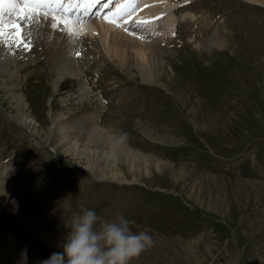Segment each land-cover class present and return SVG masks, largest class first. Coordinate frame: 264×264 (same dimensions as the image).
I'll list each match as a JSON object with an SVG mask.
<instances>
[{
	"label": "rangeland",
	"instance_id": "rangeland-1",
	"mask_svg": "<svg viewBox=\"0 0 264 264\" xmlns=\"http://www.w3.org/2000/svg\"><path fill=\"white\" fill-rule=\"evenodd\" d=\"M159 1L177 24L174 37L161 41L159 81H142L137 70L106 59L103 51L99 58L68 53L56 59L64 74L79 71L80 82L92 89L87 101L56 95L44 62H16L8 70L12 78H0V245L11 254L0 252V264H17L22 249L27 264L61 251L65 219L81 207L105 220L123 215L135 221L134 232L151 235V246L130 264H264V0H184L174 14V2ZM126 23L122 32L138 37ZM0 55L10 64V50ZM56 65L51 71L57 77ZM18 67L25 69L20 76ZM9 88L18 97L11 98ZM21 92L26 103L18 100ZM56 112L67 124L83 117L81 127L93 115L90 128L105 135H97L101 150L91 142L93 152L85 145L90 135L85 152L112 149L121 173H91L70 161L72 153L63 158L62 150L72 147L67 136L66 147L54 151L48 131ZM23 118L37 137L22 128ZM123 155L140 159L130 166ZM31 225L56 236V243L40 241Z\"/></svg>",
	"mask_w": 264,
	"mask_h": 264
},
{
	"label": "bare ground",
	"instance_id": "bare-ground-1",
	"mask_svg": "<svg viewBox=\"0 0 264 264\" xmlns=\"http://www.w3.org/2000/svg\"><path fill=\"white\" fill-rule=\"evenodd\" d=\"M63 1L64 0H55L56 3L60 4H62ZM73 1L74 0H68L67 4L73 3ZM77 1L74 3L76 7L67 12V15L70 16L73 20L82 19L84 21V23H78L76 25V31L79 32L78 36L69 35L63 25L53 27V22L51 21L50 17L47 19L39 17L35 20L21 21V24L23 25V38L25 42L30 45V48L28 47L29 49L25 48L23 45H13L11 47H6L3 42H0V52L5 53L10 50V57L8 59L10 64H4V58L1 57L2 55H0V60H2V62H0L1 79H5L9 75L8 70L10 68H13L16 62H18V64L24 63V67H27L31 64L34 66H38L41 62H44L43 64H45V66L43 67V70L48 74H53L55 78L52 85L53 87H56V95L60 93H67V100L76 99L79 97L78 100L87 101L86 96H91L90 94H92V89L85 85V81L80 82L79 71L75 73L76 70L73 69V71H71V69H69L67 71L65 70L64 74L63 70L65 68L64 66L58 67L56 65L57 60L58 58H65V55H72L73 53L74 59H77L82 53L89 55L88 58L90 59L92 57L97 58V53L102 55L103 51L106 55V59H117L120 62L121 66L128 69L134 68L135 70H137L140 74H142V81L152 82V80H160L156 76V70L159 69L158 64L162 63L159 53L160 47L162 45L161 43L164 41H169L174 37L177 25L172 19L169 18V15L166 16L164 14V12L168 9V6L159 7L158 5H160L161 2L159 0H134V3H130L124 14L118 18V21L120 26L122 22L127 21V23H129L130 26L128 25L124 29H126V31H130L131 34L136 33L138 35V37H132L124 31L122 32V27L107 22L105 16L101 17V13H99L100 11L97 10V5L96 8H93L95 0ZM116 1H118L117 5H119V3L124 2L125 0ZM64 2H66V0ZM117 5L113 6V12L115 11ZM173 5L174 4H171L172 8ZM172 8L169 7V11L172 10ZM105 9H107V7ZM63 10V8L57 9L56 15L59 16L61 12H63ZM110 16L111 15H109V17ZM4 18L5 20H7L8 16L5 15ZM144 20L149 22L146 24L138 23V21ZM143 29L149 30L151 33L146 34ZM133 38L136 39L133 40ZM88 46H90V48H88ZM36 53H38L39 55H37ZM76 53L79 54L75 55ZM14 55L16 56L13 57ZM55 65L58 68L59 72L61 71V73H57L58 75L56 74L57 77L55 76L54 71H51L54 69ZM24 67H18L19 69H15L16 76H20L24 72ZM57 68L55 70H57ZM67 68L70 67L68 66ZM81 74H83L84 77L88 76L87 72ZM9 76L12 78V75ZM152 76L153 78H151ZM15 81L17 84L19 83L18 79H16ZM76 85H79V90H81L78 93H76L73 87ZM60 88L62 89V91L60 90ZM70 89H72V92H74L73 94L68 93ZM86 89H88V91ZM16 91L18 90L15 88H9V95L11 98L18 97ZM21 94L22 95L18 100L24 98L23 102L26 103L25 93L23 94V92H21ZM89 101L91 100L89 99ZM56 113L57 114L53 115V121L48 131L50 134H52V149L54 151H60L61 148L66 147L65 138L67 136L70 138L69 144H71L72 147L66 152L62 150L63 158L66 157V154L72 153L70 157L72 158V160L70 161L77 167H80L91 173L92 169L97 168L106 169L109 173L112 172L113 174L121 173L119 172L116 158L111 155V153L113 152L112 149H110L109 154L99 151L93 154L85 152L86 146L93 152V150L91 149V142H94L95 140H97V150H101V141L99 138H97V135L99 133L105 135V132L97 129V127L95 126L94 128H90L91 125L95 124V117L93 115L92 117H85V119L83 120V124L85 125V127L83 126V129V127H81L80 124L77 123L82 121L83 117L80 120L70 121L67 124V122L65 120H62L61 118L63 114L61 112ZM94 115L97 118V115ZM98 117L100 116L98 115ZM26 119L27 118H23L22 120V128L25 129L31 137H37L38 131L36 127L32 124L31 120L28 121ZM86 119L88 120L87 123H85ZM73 122L76 123L73 124ZM92 134V138L90 139V141L85 143V146L83 141L89 138V136ZM54 138L61 142L60 146H56ZM109 138H112L110 139V142L112 145H114V140H116V138L112 136ZM77 148H79L81 151L75 152V149ZM121 152L122 154L128 153L124 147H121ZM122 157L130 166L138 162L140 159L132 155L131 157L125 155H123ZM141 160L143 163H145V160ZM147 163L148 162L143 165L145 166ZM151 165L152 164L150 162V166ZM144 168L145 171L148 172L146 167ZM158 168L159 167L155 166V169ZM129 172H132V170H129ZM4 173L5 171H3V175ZM31 226H33V228L30 227V230L40 241L47 242L50 238V244L56 243V236L44 234L43 232H40L37 228H35L34 225ZM7 251H9V248L6 245H0V252L3 253L6 257H10L11 254H9Z\"/></svg>",
	"mask_w": 264,
	"mask_h": 264
},
{
	"label": "clouds",
	"instance_id": "clouds-1",
	"mask_svg": "<svg viewBox=\"0 0 264 264\" xmlns=\"http://www.w3.org/2000/svg\"><path fill=\"white\" fill-rule=\"evenodd\" d=\"M135 221L117 214L112 219H101L95 210L81 207L65 219L67 232L60 245L39 264H130L153 243L146 230L133 231ZM17 264H27L26 250L22 249Z\"/></svg>",
	"mask_w": 264,
	"mask_h": 264
},
{
	"label": "snow or ice",
	"instance_id": "snow-or-ice-1",
	"mask_svg": "<svg viewBox=\"0 0 264 264\" xmlns=\"http://www.w3.org/2000/svg\"><path fill=\"white\" fill-rule=\"evenodd\" d=\"M83 6V5H81ZM76 7L74 3L62 5L55 0H0V42L6 47L13 45H23L28 48L30 45L23 38V25L21 21L35 20L39 17L51 18L53 27L63 25L69 35L78 36L76 25L84 23L82 19L73 20L67 12ZM129 5L119 4L111 16H106L107 22L116 26L119 25L118 18L122 16ZM63 8V12L58 16L56 11ZM5 15L8 19L5 20ZM127 22V21H125ZM149 21H138V23H148ZM78 55V53H77Z\"/></svg>",
	"mask_w": 264,
	"mask_h": 264
}]
</instances>
